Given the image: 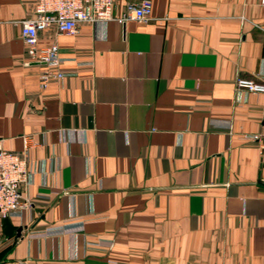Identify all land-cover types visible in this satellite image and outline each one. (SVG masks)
<instances>
[{"label":"crops","instance_id":"crops-1","mask_svg":"<svg viewBox=\"0 0 264 264\" xmlns=\"http://www.w3.org/2000/svg\"><path fill=\"white\" fill-rule=\"evenodd\" d=\"M148 1L144 22L38 32L64 59L40 89L18 24L35 0H0V148L36 170L0 264H264V92L235 87L264 83V6Z\"/></svg>","mask_w":264,"mask_h":264},{"label":"built area","instance_id":"built-area-1","mask_svg":"<svg viewBox=\"0 0 264 264\" xmlns=\"http://www.w3.org/2000/svg\"><path fill=\"white\" fill-rule=\"evenodd\" d=\"M116 0H35L29 16L18 22L19 33L25 44V57L28 61L42 65L38 74L39 88L43 89L54 79L59 80L64 73L59 69L64 61L58 54L57 46L50 43L46 46L37 45L38 32L53 27L58 34H73L79 23L106 21L114 19L117 23L125 20L144 22L149 19L150 3L140 0L135 5H126L119 17L112 16V8ZM264 6V0H260ZM237 89L250 92H264V83L251 80H235ZM263 131L258 149L264 151V115L261 117ZM27 145L23 142L20 153L0 148V217H20L22 211L29 207V201L22 197L20 188L31 183V177L36 172L34 161L26 157ZM41 175L45 172L41 170ZM64 227L51 228L43 232L44 235L62 232Z\"/></svg>","mask_w":264,"mask_h":264}]
</instances>
